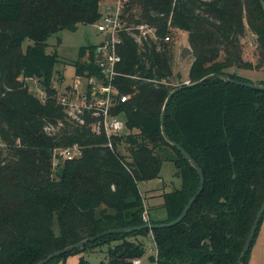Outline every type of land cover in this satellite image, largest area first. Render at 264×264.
Segmentation results:
<instances>
[{"label":"trees","instance_id":"obj_1","mask_svg":"<svg viewBox=\"0 0 264 264\" xmlns=\"http://www.w3.org/2000/svg\"><path fill=\"white\" fill-rule=\"evenodd\" d=\"M100 5L0 0V264H37L89 237L147 224L139 184L160 178L164 161L174 163L182 186L163 194L168 218L150 223L175 220L196 195L198 171L162 134L164 104L185 85H173L175 47L164 42L167 34L188 33L190 84L211 74L253 83L229 69L264 70V0H130L128 21L149 24L157 39L123 37L118 79L130 96L122 107L130 133L115 139L112 152L102 146V136L72 123L57 103L59 55L47 53L51 36L97 23ZM248 30L256 38L258 65L243 58ZM27 39L33 45L24 51ZM88 48H81V58ZM75 67L85 69L81 60ZM28 78L46 91L45 102L29 90ZM47 125L55 130L48 133ZM165 127L205 177L185 218L173 226L107 234L47 264H65L79 254L78 264H130L146 253L140 236L153 241L158 264H238L264 203V90L208 78L171 98ZM74 143L85 147L82 157L54 172L53 149ZM168 150L176 157L162 155ZM92 252L105 253L107 261L89 262L84 253ZM148 261L154 264L155 253Z\"/></svg>","mask_w":264,"mask_h":264},{"label":"built area","instance_id":"obj_2","mask_svg":"<svg viewBox=\"0 0 264 264\" xmlns=\"http://www.w3.org/2000/svg\"><path fill=\"white\" fill-rule=\"evenodd\" d=\"M101 17L97 23L98 30L103 38L96 46H88L81 62L85 69L79 73L77 67L72 80L54 82L57 103L63 107L69 120L81 127H86L96 135L102 136V146L116 152L115 139L129 134L124 116L123 105L130 96L122 91L119 77L122 56L120 46L126 34L131 35L136 41L156 40V29L147 23H130L128 21V5L130 0H100ZM172 35L167 34L164 42H171ZM25 81H34L37 96L42 102L48 99L46 91L40 86L38 80L28 78ZM41 88V89H40ZM48 133L54 127L46 126ZM128 130V131H127ZM84 146L74 143L70 146L55 147L52 151V165L58 167L66 161L79 159L83 155ZM149 212L145 209L144 220L150 223ZM149 221V222H148ZM155 261L158 264V251L154 249ZM140 258L134 259L133 264H141Z\"/></svg>","mask_w":264,"mask_h":264},{"label":"rangeland","instance_id":"obj_3","mask_svg":"<svg viewBox=\"0 0 264 264\" xmlns=\"http://www.w3.org/2000/svg\"><path fill=\"white\" fill-rule=\"evenodd\" d=\"M130 13H136V10H132V12ZM171 35V42L175 47L174 72L176 75V79L174 80L173 85H181L188 82V72L192 62V55L190 53L188 43V33L180 29H175L173 30ZM102 38L103 34L94 24H82L75 31L63 30L51 36L48 40L47 53L51 54L57 51L59 55V61L55 67L54 82H56L57 84H60L61 80L70 82L75 71V63L82 59L80 56L81 48L96 46L101 42ZM241 42L243 49V58L245 60L251 61L255 65H258L259 54L256 48L255 36L248 30L245 36L242 38ZM30 45H33V41L28 39L25 40L23 43V50L26 51L27 47ZM229 71L231 73L234 72L253 83H260L264 81V70L261 68L250 70L232 67L229 69ZM61 76L64 79H62ZM27 83L29 86V90L32 93L36 94L37 92L38 95H40V92L35 89L34 81H27ZM0 146H3L1 140ZM122 151L125 152L124 148L122 149ZM162 155L172 158L176 157L174 152H172L171 150L162 152ZM61 165H63V163ZM58 167L54 168L52 165L53 171L56 172ZM139 186L143 196L144 207L149 212L151 220L161 221L168 218V213L163 206V194L172 192L175 189H180L182 186V180L177 175V169L174 163L172 161H164L160 172V178L141 182ZM98 211L99 209L97 210V212ZM150 218L146 216L147 220ZM137 240L146 243V253L142 258H140V260L142 261L141 264H151L148 259L149 255L154 253L155 245L153 241L150 238L142 236L137 238ZM84 254H87L85 255V258L91 263H99L101 260L107 261V259H105L107 257L105 253L92 252L90 254ZM77 262V255H71L66 260V264H77ZM132 262L133 260L130 264H133ZM246 264H264V217L260 223L252 246L250 247Z\"/></svg>","mask_w":264,"mask_h":264},{"label":"water","instance_id":"obj_4","mask_svg":"<svg viewBox=\"0 0 264 264\" xmlns=\"http://www.w3.org/2000/svg\"><path fill=\"white\" fill-rule=\"evenodd\" d=\"M211 77H219L225 81H230V82H233V83H237V84H242L244 86H247V87H250L252 89H255V90H264V85L262 84H259V83H250V82H241V81H238V80H235V79H230L227 75H224V74H211L207 77H205L204 79L194 83V84H190L189 82H186L185 85H182V86H179L177 87L176 89H174L170 95L168 96L165 104H164V107H163V111H162V114H161V128H162V134L163 136L165 137L166 141L169 142L170 144H172L174 147H176L178 149V151L182 154V156L188 161L191 163V165L198 171L199 175H200V178H201V185H200V188L198 190V192L196 193V195H194L189 203L185 206L184 210L182 211V213L180 214V216L178 218H176L175 220L169 222V223H160V224H145L143 226H137V227H132L131 229L129 228H122V229H115V230H110V231H107V232H104L103 234L101 235H97V236H94V237H89L87 239H84L76 244H73V245H70L68 247H65L64 249H61V250H58L52 254H50L49 256H47L46 258L40 260L37 264H47L48 262H50L51 260H53L54 258L56 257H59L63 254H66V253H70L72 251H74L75 249H79L83 246H85L86 244H88L89 242H93L95 240H97L98 238L102 237V236H105L107 234H112V233H118V232H127L129 230L131 231H139V230H142V229H153V228H156V227H165V226H173L175 224H178L180 223L184 218L185 216L187 215L190 207L192 206V204L195 202L197 196L202 192L203 190V187H204V182H205V177H204V174H203V171L202 169L199 167L198 163L196 162V160L177 142H174L172 141L169 137H168V134L166 132V127H165V116H166V112H167V107H168V104L171 100V98L178 92L190 87V86H193V85H196V84H200L202 83L203 81H205L206 79L208 78H211ZM264 216V203L262 204L257 216H256V219H255V222H254V225L251 229V232L249 234V237L246 241V244L244 246V249H243V252L238 260V264H243V259L245 258V256L247 255V253L249 252L250 250V247L253 243V240L255 238V235H256V232L258 230V227H259V224L262 220Z\"/></svg>","mask_w":264,"mask_h":264},{"label":"crops","instance_id":"obj_5","mask_svg":"<svg viewBox=\"0 0 264 264\" xmlns=\"http://www.w3.org/2000/svg\"><path fill=\"white\" fill-rule=\"evenodd\" d=\"M148 181H149V180H148ZM144 182H145V181H144ZM139 185H140V184H139ZM139 189H140V186H139ZM140 190H141V189H140ZM85 255H87V254H84V256H85ZM81 256H83V255H82V254L77 255V257H78V262H79V259H80ZM78 262H77V264H78ZM60 264H61V263H60ZM65 264H66V263H65Z\"/></svg>","mask_w":264,"mask_h":264}]
</instances>
